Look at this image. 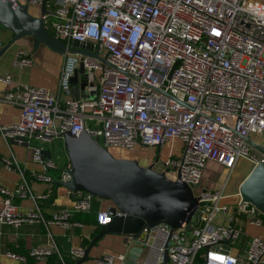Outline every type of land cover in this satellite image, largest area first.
Here are the masks:
<instances>
[{"label":"built area","instance_id":"obj_1","mask_svg":"<svg viewBox=\"0 0 264 264\" xmlns=\"http://www.w3.org/2000/svg\"><path fill=\"white\" fill-rule=\"evenodd\" d=\"M11 1L34 10L37 15L30 12L42 17L61 41L90 42L99 55L65 53L57 91L28 84L0 91L1 102L21 109L16 122L0 125V135L30 150L44 169L37 178L49 187L55 175L59 182L71 179L65 131L74 136L86 131L110 151L159 149L178 140L179 150L170 146L165 158L154 159L153 168L166 176L175 171L170 179L190 185L198 205L189 222L175 229L166 223L144 227L136 241L156 244L161 253L166 249L167 264H264V214L238 193L225 192L228 177L218 190L200 186L208 161L223 166L228 176L241 159L252 167L264 161V151L247 141L264 148V0H46L42 15L43 0ZM31 62L23 50L17 51L16 65ZM10 79L9 74L0 76L2 82ZM55 141L67 156L61 164L41 156ZM0 161L20 170L13 156ZM49 192L33 193L21 172L14 191L0 186V223L81 226L72 213L89 211L94 196L76 191L71 208L45 217L38 200ZM15 196L30 198L32 206L21 211ZM232 197L234 201L224 202ZM111 218L108 209H99L96 226ZM245 224L262 231L248 234ZM54 252V246L39 247L29 255ZM83 253L81 246L70 250L74 260ZM125 257L106 254L96 261L116 264ZM154 257L162 264L161 255ZM59 260L68 264L60 255Z\"/></svg>","mask_w":264,"mask_h":264},{"label":"water","instance_id":"obj_2","mask_svg":"<svg viewBox=\"0 0 264 264\" xmlns=\"http://www.w3.org/2000/svg\"><path fill=\"white\" fill-rule=\"evenodd\" d=\"M45 5L46 0H43L41 15L46 12ZM0 27L11 34L5 45L0 47V60L7 48L25 36L32 38L33 52L40 45H44L60 55L68 52L99 57L97 51L92 52L93 46L90 42L72 39L68 45L58 39L46 28L42 17L33 15L26 4L0 0ZM101 60L104 61L103 58ZM77 75L78 71L72 79L74 94ZM62 138L72 165L71 179L54 184L63 185L72 196L76 191H85L111 202L108 208L112 216L111 221L99 226V232L84 249L82 257L73 264H81L89 259L91 248L104 235H122L127 240L131 238L136 241L144 227L166 223L175 229L183 222L190 221L198 205V197L187 183L179 178L170 179L164 172L156 171L153 163L141 165L138 159L115 156L86 131L80 132L78 136L65 131ZM247 141L253 147L264 151L263 147L256 145L250 138H247ZM41 156L50 158L51 153L49 150H43ZM238 194L242 201L253 204L264 214V161L255 164L240 181ZM155 245L133 246L129 257L122 264H141L137 263L138 255L145 249L154 256L161 255L162 264H167L166 249L161 253ZM225 247L228 249L229 246Z\"/></svg>","mask_w":264,"mask_h":264},{"label":"crops","instance_id":"obj_3","mask_svg":"<svg viewBox=\"0 0 264 264\" xmlns=\"http://www.w3.org/2000/svg\"><path fill=\"white\" fill-rule=\"evenodd\" d=\"M35 13L34 10H30ZM11 37L8 31L0 33V40L3 46ZM33 41L30 36H25L17 40L13 45L6 49L0 60V76L9 74L11 79L8 82L0 81V91L13 89L16 85L28 84L36 87H46L53 91L58 90L59 75L63 64V55L55 53L44 45H40L36 51L32 50ZM18 50H23L27 56L31 58V63L28 65L19 66L14 63V59ZM80 95L83 96V87L80 88ZM78 92L74 94L77 96ZM21 109L14 103H4L0 101V125H6L16 122L19 119ZM59 143V142H58ZM57 143V144H58ZM164 146V145H163ZM162 146V147H163ZM52 144L47 146V150L51 153V158L60 159L61 162L67 159L60 154L59 149ZM160 147V151L162 149ZM152 149H155L154 147ZM157 149V150H159ZM13 156L18 163L19 169H8L1 164L0 169V186L14 191L21 181V172L32 192L35 194H46L51 191L46 198L38 200V206L45 217L50 216L54 211L71 208L74 202V197L68 192L63 185L56 186L53 182L49 187L47 182L39 180L37 176L44 169L41 163L34 161L31 158L30 150L23 144L15 142H7L0 135V159L3 157ZM133 154L130 158L137 159ZM139 161V160H138ZM141 161V160H140ZM213 162V161H208ZM207 162V163H208ZM1 163V161H0ZM243 167H235L238 174H243L244 177L252 168L249 162H245ZM50 174H55L49 171ZM237 174V175H238ZM243 177V178H244ZM242 178V179H243ZM56 182H59L55 175ZM230 185V184H229ZM229 189H234L233 186H228ZM229 194H235L234 191H229ZM235 197L224 199V202H232ZM14 203L21 211H27L32 206L30 198L14 197ZM2 204V195L0 194V207ZM91 204L98 206V209H108L111 202L105 199L94 197ZM241 223V222H240ZM251 231H262L261 228H256L250 225H244L243 229L247 233V229ZM100 227L91 224L82 223L78 227L62 228L56 224H50L47 227L42 223H23L15 227L8 224L0 223V264H61L59 255L68 264H73L74 260L70 255V250L74 247L88 246L91 239L99 232ZM255 233V232H252ZM249 234V233H248ZM251 234V233H250ZM141 246L137 241L130 240L122 235L107 234L104 235L89 252V259L81 264H97L96 259L106 254H126L125 260L129 257V252L133 246ZM56 247L57 252L43 256L41 258L29 255V251L39 247ZM8 253H16L24 256V259L11 257ZM135 254H138L134 252ZM72 259V260H71ZM123 261V262H124ZM136 263V262H135ZM137 263L141 264H161V261L156 259L154 255L145 249L138 255ZM122 264V262H116Z\"/></svg>","mask_w":264,"mask_h":264},{"label":"rangeland","instance_id":"obj_4","mask_svg":"<svg viewBox=\"0 0 264 264\" xmlns=\"http://www.w3.org/2000/svg\"><path fill=\"white\" fill-rule=\"evenodd\" d=\"M37 15V13H35ZM102 54V53H101ZM55 141L53 144L59 149L60 154L63 152V156H65V151L60 148L59 143ZM170 146H173L176 151L179 150L180 148V142L178 140L174 141V143L166 142L164 146L162 147L161 151L155 149H144L141 151H128L123 148H115L113 150L114 154L117 157H127L130 158L133 154L135 155L134 157H138V160H141L140 164H147L148 160L152 159H159L161 161L163 158H165L168 154V151L170 149ZM55 147V148H56ZM32 158V156H31ZM55 159V156H54ZM59 164H61V160H56ZM245 162H248L245 159H241L239 161V164L237 167H242L244 166ZM238 171L236 172V169L231 171L230 175L228 176V171L225 169L223 166L215 163V162H208L205 165L204 172H203V177L200 186L204 189H212V190H218L221 188L222 182L228 177V184L227 188L225 190L226 193H230L229 191H234L235 193H238V185L242 178L244 177L243 174H238ZM175 171H170V173L167 174L169 178H175ZM230 184V185H229ZM228 186H233L234 189H229ZM252 232H259V231H251L250 229H247V233H252ZM245 237H243L238 244H242L245 240Z\"/></svg>","mask_w":264,"mask_h":264},{"label":"trees","instance_id":"obj_5","mask_svg":"<svg viewBox=\"0 0 264 264\" xmlns=\"http://www.w3.org/2000/svg\"><path fill=\"white\" fill-rule=\"evenodd\" d=\"M112 153L114 154L113 151H112ZM98 210L99 209H98L97 205L91 204V209L87 212L73 211L72 218H73V220L80 221L84 224L96 225V213ZM97 227H99V226H97Z\"/></svg>","mask_w":264,"mask_h":264},{"label":"flooded vegetation","instance_id":"obj_6","mask_svg":"<svg viewBox=\"0 0 264 264\" xmlns=\"http://www.w3.org/2000/svg\"><path fill=\"white\" fill-rule=\"evenodd\" d=\"M141 161L139 160V163H140ZM154 162V159H150V160H148V163L147 164H143V165H148V164H150V163H153Z\"/></svg>","mask_w":264,"mask_h":264},{"label":"bare ground","instance_id":"obj_7","mask_svg":"<svg viewBox=\"0 0 264 264\" xmlns=\"http://www.w3.org/2000/svg\"><path fill=\"white\" fill-rule=\"evenodd\" d=\"M239 164V163H238ZM243 167V166H242Z\"/></svg>","mask_w":264,"mask_h":264}]
</instances>
